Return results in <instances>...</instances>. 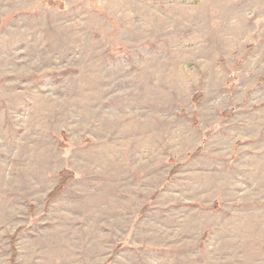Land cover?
Here are the masks:
<instances>
[{"label":"rangeland","instance_id":"obj_1","mask_svg":"<svg viewBox=\"0 0 264 264\" xmlns=\"http://www.w3.org/2000/svg\"><path fill=\"white\" fill-rule=\"evenodd\" d=\"M0 264H264V0H0Z\"/></svg>","mask_w":264,"mask_h":264},{"label":"trees","instance_id":"obj_2","mask_svg":"<svg viewBox=\"0 0 264 264\" xmlns=\"http://www.w3.org/2000/svg\"><path fill=\"white\" fill-rule=\"evenodd\" d=\"M231 110H227L225 113L228 114L230 113L231 114ZM229 115V114H228ZM71 177L70 173L67 172V171H62L61 172V177H60V181H59V184L57 185V187L54 189V192H51L49 195L50 196H54L56 195V193L62 188L63 184L66 182V180Z\"/></svg>","mask_w":264,"mask_h":264}]
</instances>
